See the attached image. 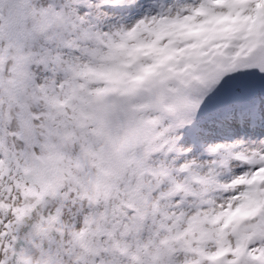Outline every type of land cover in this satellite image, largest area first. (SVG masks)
<instances>
[{"label":"snow or ice","instance_id":"6c2138e0","mask_svg":"<svg viewBox=\"0 0 264 264\" xmlns=\"http://www.w3.org/2000/svg\"><path fill=\"white\" fill-rule=\"evenodd\" d=\"M0 264H264V0H0Z\"/></svg>","mask_w":264,"mask_h":264}]
</instances>
